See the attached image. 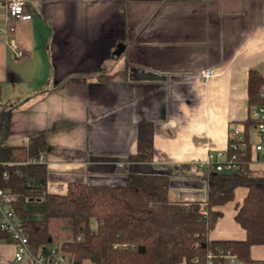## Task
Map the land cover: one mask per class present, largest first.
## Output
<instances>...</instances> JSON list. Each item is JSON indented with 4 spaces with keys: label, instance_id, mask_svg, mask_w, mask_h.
Segmentation results:
<instances>
[{
    "label": "crops",
    "instance_id": "crops-1",
    "mask_svg": "<svg viewBox=\"0 0 264 264\" xmlns=\"http://www.w3.org/2000/svg\"><path fill=\"white\" fill-rule=\"evenodd\" d=\"M25 4L28 20L7 21L0 10L3 144L27 162L29 139L44 137L38 159L46 192L63 194L69 183L121 185L127 172L159 173L171 200L203 202L201 162L225 151L232 129L249 115L247 71L264 63V0ZM9 40L22 57L12 56ZM205 69L213 75L201 82ZM140 121L152 125L146 163L128 160ZM248 168L264 172V152L251 154ZM245 194L236 187L230 201L212 207L220 216L209 239H244L233 216ZM12 254L0 240V264H15ZM249 255L264 260V244L251 245Z\"/></svg>",
    "mask_w": 264,
    "mask_h": 264
},
{
    "label": "trees",
    "instance_id": "trees-1",
    "mask_svg": "<svg viewBox=\"0 0 264 264\" xmlns=\"http://www.w3.org/2000/svg\"><path fill=\"white\" fill-rule=\"evenodd\" d=\"M262 90L264 63L247 71L248 109L263 102ZM7 123L8 112H0V174L6 171L5 178L0 175V188L14 195L12 208L23 219L32 250L52 242L49 222L59 219L69 229L60 248L75 264H224L220 253L225 251L235 254L242 264H264L249 255L251 245L264 244V172L248 168L247 139L255 124L249 115L243 122L245 146L232 149L228 146L232 140H228L225 151L226 158L235 156V167L223 171L206 168L202 172L204 201L185 203L169 198L168 178L159 173L127 172L121 185L69 183L63 194L48 193L45 164L21 162L14 148L3 144ZM151 138L152 125L140 121L135 152L128 160L149 162ZM45 149L43 136L30 138L27 158L37 159ZM239 186L246 188V194L233 219L244 230V239H209L208 232L220 216L212 207L230 201ZM0 240H7L2 231Z\"/></svg>",
    "mask_w": 264,
    "mask_h": 264
},
{
    "label": "built area",
    "instance_id": "built-area-1",
    "mask_svg": "<svg viewBox=\"0 0 264 264\" xmlns=\"http://www.w3.org/2000/svg\"><path fill=\"white\" fill-rule=\"evenodd\" d=\"M0 10L3 11L7 21L28 20L31 18L26 11L25 0H0ZM8 48L14 58L22 57V49L15 41L9 40ZM212 75L213 71L211 69L202 70L199 74V80L206 82ZM260 97L263 102L249 109V116L255 120L251 130L256 136V142L252 143L249 138L247 139L249 155L262 154L264 152V90H262ZM243 129V125L232 129L228 137V140L232 141L229 145L227 142L230 148H243L245 146L242 135ZM225 151L208 152L201 164L215 171L233 169L235 167V156L231 155L228 159ZM29 162L40 163L38 158L31 159ZM0 175L5 178L6 171H2ZM14 200L13 194L6 189L0 188V231L7 235V240L13 246V262L15 264H75L72 258L61 250L60 245H46L36 250L30 248L27 240L28 236L23 227V219L18 217L12 208ZM200 212L205 214L203 209ZM220 256L225 260L224 264H242L235 254L228 251L220 253ZM207 257H210V253Z\"/></svg>",
    "mask_w": 264,
    "mask_h": 264
},
{
    "label": "rangeland",
    "instance_id": "rangeland-1",
    "mask_svg": "<svg viewBox=\"0 0 264 264\" xmlns=\"http://www.w3.org/2000/svg\"><path fill=\"white\" fill-rule=\"evenodd\" d=\"M255 138L251 137V142H254ZM90 227L95 228V223L93 220L90 221ZM49 231L52 236V242L48 245H60V242L65 241L69 237L68 227L59 219H52L49 222ZM82 264H90L88 261L82 262Z\"/></svg>",
    "mask_w": 264,
    "mask_h": 264
}]
</instances>
